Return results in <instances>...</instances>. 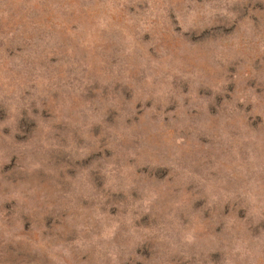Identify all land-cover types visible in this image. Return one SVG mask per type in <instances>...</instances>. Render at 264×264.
<instances>
[{"label": "rangeland", "instance_id": "1", "mask_svg": "<svg viewBox=\"0 0 264 264\" xmlns=\"http://www.w3.org/2000/svg\"><path fill=\"white\" fill-rule=\"evenodd\" d=\"M0 264H264V0H0Z\"/></svg>", "mask_w": 264, "mask_h": 264}]
</instances>
